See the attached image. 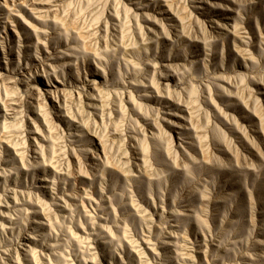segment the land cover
Listing matches in <instances>:
<instances>
[{
	"label": "rangeland",
	"instance_id": "rangeland-1",
	"mask_svg": "<svg viewBox=\"0 0 264 264\" xmlns=\"http://www.w3.org/2000/svg\"><path fill=\"white\" fill-rule=\"evenodd\" d=\"M0 264H264V0H0Z\"/></svg>",
	"mask_w": 264,
	"mask_h": 264
}]
</instances>
